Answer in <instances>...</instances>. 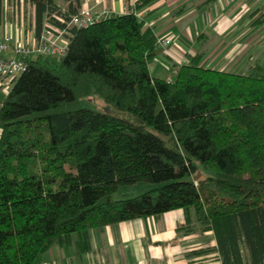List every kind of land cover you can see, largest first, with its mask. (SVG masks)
Here are the masks:
<instances>
[{
  "label": "trees",
  "instance_id": "1",
  "mask_svg": "<svg viewBox=\"0 0 264 264\" xmlns=\"http://www.w3.org/2000/svg\"><path fill=\"white\" fill-rule=\"evenodd\" d=\"M26 1L35 37L45 22L66 28L56 17L83 3ZM123 1L122 13L68 27L62 57L20 56L26 68L0 103V264H37L74 241L86 252L94 230L179 208L195 220L178 230L214 240L185 257L264 264V62L235 72L197 52L170 80L152 76L156 34L137 12L157 0ZM91 94L137 122L80 106ZM200 164L212 173L194 179ZM138 181L155 187L113 197Z\"/></svg>",
  "mask_w": 264,
  "mask_h": 264
},
{
  "label": "crops",
  "instance_id": "2",
  "mask_svg": "<svg viewBox=\"0 0 264 264\" xmlns=\"http://www.w3.org/2000/svg\"><path fill=\"white\" fill-rule=\"evenodd\" d=\"M12 1L19 0H7L4 8ZM55 1L63 10L66 8V0ZM199 1L157 0L137 12L144 25L153 29L156 39H171L167 49L157 45L159 50L150 59L152 65L148 64L152 76L171 78L176 67L186 61V54L197 52H203V57L209 58L208 65L220 68H227L241 59L264 62V22L252 24L256 15L264 14V0H213L198 7ZM22 3L19 2V7ZM132 3L130 0V7ZM28 4L31 16L26 19V27L21 24V30L14 28L13 18L5 14L0 22V40L10 31L13 42L29 43L35 38L34 7L30 2ZM107 7L111 14L126 10L123 0H109ZM186 19L189 21L180 30L177 24ZM209 37L213 38V44L204 48L200 43ZM13 54L11 45L0 57ZM8 89L0 88V103ZM187 215L193 223L192 209L179 208L158 216L108 225L92 231L88 251H78L75 241L71 245L52 246L37 264H219L209 255L185 257L187 251L214 244L211 235L206 244L200 234H185L178 230L186 224Z\"/></svg>",
  "mask_w": 264,
  "mask_h": 264
},
{
  "label": "built area",
  "instance_id": "3",
  "mask_svg": "<svg viewBox=\"0 0 264 264\" xmlns=\"http://www.w3.org/2000/svg\"><path fill=\"white\" fill-rule=\"evenodd\" d=\"M85 2L87 0H84ZM23 2V0H19ZM19 4L12 1L6 5L5 13L10 11L11 17H17ZM20 8V7H19ZM111 14L108 10H95L91 6L81 5L76 13L66 20L62 15L56 18L59 22L65 24L66 28L58 27L50 22H45L41 33L29 43L13 42L12 36L9 33L4 34L0 40V54L5 52L11 45L14 47V54L10 57H0V88L10 87L12 82L26 68V62L21 57L31 55H42L51 58L62 57L66 52L67 46V28L73 25L77 27H85ZM159 47L167 49L171 45L169 37L156 39ZM21 56V57H20ZM177 68V67H176ZM171 78H167L170 80Z\"/></svg>",
  "mask_w": 264,
  "mask_h": 264
},
{
  "label": "rangeland",
  "instance_id": "4",
  "mask_svg": "<svg viewBox=\"0 0 264 264\" xmlns=\"http://www.w3.org/2000/svg\"><path fill=\"white\" fill-rule=\"evenodd\" d=\"M89 2V4H88ZM109 4V0H87L86 2L83 0V5L86 6H91L92 8H98L95 10H109L107 5ZM29 5V4H28ZM27 5V1L23 0V3L20 5V8L18 7V11L17 13V17H12L13 18V27L14 28H18L21 30V24L23 25V27H26L27 24V17L31 16V9H30V5ZM10 11L7 14V16H10ZM189 20H184L179 22L177 25L179 27L180 30L183 29V26L188 22ZM25 24V25H24ZM11 35V31L8 32ZM210 39H207L205 42H201L200 44L204 47V48H208L213 44V38L209 37ZM216 39V38H215ZM188 41V40H187ZM190 41H192L190 39ZM245 59H241V60H237L236 62H234L233 65L228 67V70H233L235 72H246L247 71V66L252 64L251 61H244ZM241 63V64H240ZM244 63H246L247 65H245ZM152 65V62H149V66ZM148 66V67H149ZM177 69V68H176ZM176 69L174 71H176ZM151 71V68H150ZM164 73H167L166 71ZM162 73V74H164ZM164 77V76H162ZM79 105L82 107H87V108H91V109H95L98 111H105L108 112L116 117L128 120L132 123H136L137 119L130 114L129 112L126 111H122V110H118L116 108H114L113 106L105 103L102 99V97L98 94H91V95H86V96H82L78 99ZM199 175L197 178L201 177V176H207L209 174H211V170L209 168H207L204 165H199ZM196 176V175H195ZM196 178V179H197ZM155 187V184L148 182V181H138L132 184H128V185H121L119 186L116 191L114 192L113 197L116 198H121V197H132L135 195H138L144 191L153 189ZM198 234V233H197ZM201 239L203 240L204 243L208 244L210 241V235H204L201 234Z\"/></svg>",
  "mask_w": 264,
  "mask_h": 264
},
{
  "label": "water",
  "instance_id": "5",
  "mask_svg": "<svg viewBox=\"0 0 264 264\" xmlns=\"http://www.w3.org/2000/svg\"><path fill=\"white\" fill-rule=\"evenodd\" d=\"M198 175H199V172H198L197 175L194 177V179H196V178L198 177Z\"/></svg>",
  "mask_w": 264,
  "mask_h": 264
}]
</instances>
